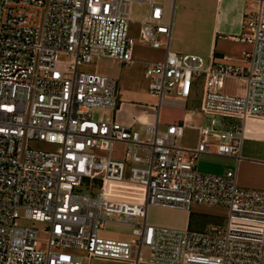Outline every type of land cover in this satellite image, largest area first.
Masks as SVG:
<instances>
[{"label": "built area", "instance_id": "obj_1", "mask_svg": "<svg viewBox=\"0 0 264 264\" xmlns=\"http://www.w3.org/2000/svg\"><path fill=\"white\" fill-rule=\"evenodd\" d=\"M245 1L233 37L246 44L240 58L209 62L170 50L173 22L158 0H0V264H264V190L238 178L247 123L264 120V0ZM134 2L148 6L138 39L155 49L166 39L167 52L144 64L154 117L125 123L119 80L79 68L100 57L135 62ZM227 79L242 80L244 91H226ZM201 86L202 115L221 119L198 125L192 110L161 127L162 106L185 110ZM97 109L114 114L96 119ZM185 128L198 132L195 146L182 144ZM116 142L126 145L124 160L113 157ZM200 155L231 157L237 167L201 172ZM196 203L225 207V223H148L150 206ZM109 222L132 225L136 237L101 236Z\"/></svg>", "mask_w": 264, "mask_h": 264}, {"label": "rangeland", "instance_id": "obj_2", "mask_svg": "<svg viewBox=\"0 0 264 264\" xmlns=\"http://www.w3.org/2000/svg\"><path fill=\"white\" fill-rule=\"evenodd\" d=\"M148 6L146 3L134 2L131 10V28L132 35L137 39L134 58L135 62L126 65L118 60L100 57L91 63L80 66L81 71L98 72L103 75L113 76L119 80V101L123 102L124 111L130 113V117L146 120L148 116L154 117L155 105L158 99L152 97L148 91V82L144 77V64L146 62L160 60L164 53V47L155 49L138 39L141 20L147 14ZM205 57V56H204ZM206 58V57H205ZM71 62V57L63 55L61 58L62 66L66 67ZM228 92L242 93L244 91V82L238 79H227L225 84ZM201 90L198 91L194 101L188 103L187 108L181 109L176 106L164 104L161 108L160 124L166 127L168 124H182L187 112L194 111L193 122L198 125H208L212 118L221 119L217 115H202L200 109ZM117 113V112H116ZM114 111L106 109H97L94 112L96 119L109 118ZM227 126L232 121L226 118ZM198 142V132L194 129L185 128L182 144L194 146ZM40 147H48L44 143L34 144ZM126 145L116 142L113 146V157L117 160H124ZM242 159L238 166L239 183L242 186L264 190V141L262 140H244L242 146ZM237 167L236 160L231 157L216 155H200L197 157V168L201 172L221 174L228 169ZM180 211V210H179ZM167 216L164 211L150 210L148 223L153 224ZM177 219L178 229L191 228L194 230H206L208 228L222 225L227 218V209L222 206H213L208 204H194L190 210H181L179 213L171 215ZM23 224L33 225L31 221H20ZM35 225H39L35 223ZM188 225H190L188 227ZM100 235L110 239L130 240L136 237L132 233V225L109 222L101 230ZM147 256V252L144 254ZM90 264H132L130 261L123 260H104L91 259ZM144 264V263H142Z\"/></svg>", "mask_w": 264, "mask_h": 264}, {"label": "crops", "instance_id": "obj_3", "mask_svg": "<svg viewBox=\"0 0 264 264\" xmlns=\"http://www.w3.org/2000/svg\"><path fill=\"white\" fill-rule=\"evenodd\" d=\"M158 1L163 5L165 20L173 22V30L169 44L170 50L180 54H198L205 56L209 62L212 56L229 55L237 60L240 58L241 51L246 47V44L234 41L233 37L238 35L242 30L245 11L251 7L250 2L245 0ZM163 42L164 53L160 60L164 59L167 52L166 39H163ZM224 89L228 91L226 86ZM199 90H201V106L203 96L202 86L196 90L191 101L195 100ZM151 96L154 97L153 95ZM117 114L118 119L122 122L130 123L133 121L130 113L124 111L122 101ZM146 119L149 120L151 117L148 116ZM246 130V140L264 141V120L250 119L247 123ZM243 158L247 159L244 156ZM152 209L167 213L166 217L157 221L154 225L181 227L177 224V219L171 215L179 213L183 209L150 206L148 208V215Z\"/></svg>", "mask_w": 264, "mask_h": 264}]
</instances>
